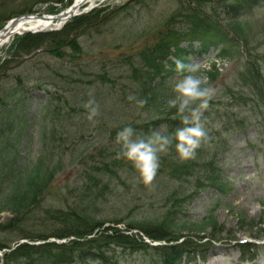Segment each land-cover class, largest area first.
Returning <instances> with one entry per match:
<instances>
[{"label":"rangeland","instance_id":"rangeland-1","mask_svg":"<svg viewBox=\"0 0 264 264\" xmlns=\"http://www.w3.org/2000/svg\"><path fill=\"white\" fill-rule=\"evenodd\" d=\"M71 2L0 0V10L6 7L13 11L10 17L40 9L58 13ZM186 2L197 4V0H104L101 6H107L102 7L106 9L102 20L82 31L77 49L68 47L61 55L41 48L29 53L18 51V37L0 46V72L4 73L0 77V121L6 126L0 133L7 140L6 146L16 154V168L29 169L41 159L44 172L35 194L18 204L6 205L8 208L0 212V224L16 218L19 223L15 232H50L48 228L59 226L62 221L52 215L53 210L67 212L77 207L93 214L100 222L99 229L108 235H115L117 229L119 235L144 239L147 235L140 227L150 229L163 218L176 217L180 209L192 222L214 215L217 223L215 229L208 227L203 233H178L182 240L200 236L201 242L207 244L205 260L197 256L195 263L190 264H264V100L254 95L246 74L241 72L245 61L247 68L252 63L246 60V49L253 54L264 53V1L238 24L239 42L227 46L229 58L223 67L215 66L218 73L214 77L206 74L213 69L205 58L214 56L216 51L203 57H188V64L199 63L197 74L207 76L208 83L216 89L205 111L207 138L196 155H216L227 180V192L221 194L193 176L176 179L168 174L169 160L173 164L192 160L181 161L174 145L159 154V168L151 185L141 183L136 169L126 160L121 162L117 175L111 177L108 188L94 187L85 192L88 181L83 175L92 173L100 161L118 158V132L131 126L136 139L145 122L176 113L165 104L161 112L154 109L149 91L146 94L147 89L142 87L139 70L144 68L138 56L162 30L185 25L182 17L192 7H185ZM198 3L206 9H220L221 5L220 0ZM49 7L55 9L49 11ZM4 23L1 18L0 27ZM225 24L228 25L224 20L222 25ZM182 45L186 47L185 43ZM171 68L174 72L164 79L172 84L167 87L168 93H173L174 84L186 74L177 73L176 65ZM13 88L18 91L17 101L11 105L4 97ZM129 95L135 99L129 100ZM173 96L174 93L170 99ZM90 99L99 111L92 121L87 119L89 110L85 107ZM139 100L146 102L139 106ZM7 109L17 117H7ZM18 129L21 134L17 136ZM0 185L2 190L8 187L1 179ZM172 204L176 207L172 208ZM13 205L17 211L11 210ZM214 236L218 238L207 241ZM117 241L104 259L86 264H147L151 258L130 247L123 238L117 237ZM246 244L258 245L253 260L240 259L247 252ZM179 264L188 263L183 259Z\"/></svg>","mask_w":264,"mask_h":264},{"label":"trees","instance_id":"trees-1","mask_svg":"<svg viewBox=\"0 0 264 264\" xmlns=\"http://www.w3.org/2000/svg\"><path fill=\"white\" fill-rule=\"evenodd\" d=\"M44 2L48 0H36V2ZM58 1V0H54ZM61 1V0H59ZM264 0H220V9L211 7L210 9L204 8L201 4L194 2H186L192 7L187 8L186 13L182 19L185 22L183 27L164 29L160 32L154 43L146 46L139 52V60L144 71L139 70V75H143L142 87L146 94L150 93L151 102L154 109L158 112L162 111V106L168 105L169 94L166 92L167 85L164 78L172 70L166 64H163L169 55L176 58L182 57L185 51L180 46L182 42L198 41L202 50H206L212 45H222L223 52L229 57L227 51L228 45H234L239 42L238 24H242L245 18ZM53 11V7L49 8ZM13 11H8V8L0 10V19L6 20ZM105 9L97 8L86 14L73 17L67 21L63 27L56 31H48L37 34L26 33L18 37V42L15 49L29 53L36 48H43L44 52L61 55L63 51L72 47L77 49L80 45L78 42L79 35L82 31L88 29L93 24L98 23L104 17ZM103 14V15H101ZM227 21L228 25H222L223 21ZM34 47V48H33ZM242 49V47L240 48ZM247 60L251 61V66L247 68L246 62L241 72L246 74L247 81L253 89L254 95L264 100V53H251L246 49ZM12 55H15L13 52ZM13 56H11L12 58ZM9 60L6 59L2 62L4 64ZM262 61V63L260 62ZM170 62L169 60L167 61ZM173 64V62H172ZM2 73V72H0ZM164 73V74H163ZM211 76V73L206 72ZM1 77V76H0ZM158 80L156 81V79ZM17 88H13L7 93L4 99L8 104L13 105L17 101L15 94ZM20 101V98L18 99ZM15 107V106H14ZM4 112V111H3ZM7 117H17L13 110L7 109ZM175 113L171 112L162 118L145 122L143 129H140L138 137L147 138L154 132H159L162 135L173 134L178 127L183 125L179 119H174ZM4 124L3 120L0 121V129ZM143 130V131H142ZM145 132V134H143ZM0 134V179L3 180L8 187L5 189L0 188V212L8 208V204H18L22 202L24 197L35 194L38 185L41 184L44 177L42 160L34 164L31 168L20 171L11 167L7 169L9 164L7 150V140L2 138ZM45 137V136H44ZM174 145V144H173ZM119 150V149H117ZM120 152V151H119ZM118 152V153H119ZM124 163V160L122 161ZM121 161L118 158L111 162L100 161L93 167V172L83 175L88 183L84 185L85 192L103 186L109 187L111 177L116 176L118 167ZM168 167L171 169V175L177 176L181 173H193L197 179H202L212 186H220V176L217 171V165L212 159H192L186 163H175L172 160L168 161ZM198 174V175H197ZM202 177V178H201ZM1 186V185H0ZM85 193V194H86ZM181 205V204H180ZM11 210L17 211L15 205ZM176 204H172V208ZM74 208L72 211L64 212L60 208L52 211L54 217H60L62 220L59 226L50 227V232L42 233H27L24 231L15 232V226L19 223L16 218L9 219L0 224V249L9 247L13 242L20 238H27L30 240L46 239L53 236L57 238L74 236V239L67 240L64 243L44 242L41 244H28L22 243L15 249L4 254V264H86L88 261L104 259V254L109 251V248L118 243V238H123L124 242L130 247H136L140 251L148 254L151 258L148 264H176L183 255L195 253L197 249L205 246L198 243L202 237L189 236V239H184L178 242L181 237L179 232L203 233L208 227L216 228V218L210 215L204 218L201 222H192L186 219L182 210H178L176 217L173 215L171 218H163L159 224L151 225L152 227L141 231L152 240H164L165 243L161 245H151L146 243L139 236L119 235L118 230L115 229V235H108L104 231H100L98 235L87 238L95 228L100 227V222L96 221L97 218L93 214L88 213V210L82 208ZM48 211H45L47 214ZM171 213V212H170ZM169 215V214H168ZM81 217V219H78ZM164 217V216H163ZM154 222V221H152ZM151 223V222H150ZM131 227V224H129ZM162 226L163 228H160ZM12 237V235H14ZM116 236V237H115ZM81 237H84L80 240ZM215 239L214 237H211ZM103 257V258H102Z\"/></svg>","mask_w":264,"mask_h":264},{"label":"clouds","instance_id":"clouds-1","mask_svg":"<svg viewBox=\"0 0 264 264\" xmlns=\"http://www.w3.org/2000/svg\"><path fill=\"white\" fill-rule=\"evenodd\" d=\"M201 65L193 62L185 64L176 61L177 73H186L174 84L173 98L167 104L175 109L174 119H179L182 127H178L171 135H162L154 132L147 138L134 139V129L131 126L123 128L116 135V143L120 145L118 158H123L133 165L139 181L145 186L151 185L159 168V154L166 153L174 144L175 151L181 161L194 159L196 150L201 147L207 138L203 115L209 108V102L216 93V89L208 83L205 75L200 72ZM91 95V93H90ZM129 100L135 96L129 95ZM146 101L139 100L137 104L143 106ZM89 100L85 107L89 110L87 119L92 121L98 114V105Z\"/></svg>","mask_w":264,"mask_h":264},{"label":"bare ground","instance_id":"bare-ground-1","mask_svg":"<svg viewBox=\"0 0 264 264\" xmlns=\"http://www.w3.org/2000/svg\"><path fill=\"white\" fill-rule=\"evenodd\" d=\"M104 0H75L74 5L67 9L66 11H64L62 13V15H67L69 13H72L73 11H75V9L78 7V10L81 9V7L83 5H87L88 8L95 6L97 3L99 2H103ZM77 11V10H76ZM59 19L57 20H51V19H47V20H41V19H20L12 24H10L9 26H7L6 28L0 30V46L4 45L5 43H8L16 34L21 33L22 30H35V29H47L50 26H60L63 22V18L57 17ZM100 229L97 228L95 230H93V232L91 234H88L86 236L87 238H92L96 235H98V233H100ZM72 236V235H70ZM68 236V240L70 239H74L75 237L72 236L70 237ZM67 238V237H66ZM84 237H81L80 240H82ZM215 259V258H214Z\"/></svg>","mask_w":264,"mask_h":264},{"label":"water","instance_id":"water-1","mask_svg":"<svg viewBox=\"0 0 264 264\" xmlns=\"http://www.w3.org/2000/svg\"><path fill=\"white\" fill-rule=\"evenodd\" d=\"M69 15H73V12L72 13H69V14H67V15H62V13H59V14H57V15H40L39 17L41 18V19H50V18H52V19H54V18H57V17H59L60 16V18H63V20H65ZM32 17H38L37 15H27V16H21V17H17V18H15L14 19V21L15 20H18V19H20V18H32ZM57 19H59V18H57Z\"/></svg>","mask_w":264,"mask_h":264}]
</instances>
